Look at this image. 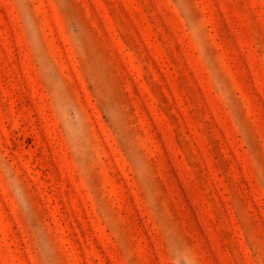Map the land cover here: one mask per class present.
I'll list each match as a JSON object with an SVG mask.
<instances>
[{
  "label": "rangeland",
  "instance_id": "1",
  "mask_svg": "<svg viewBox=\"0 0 264 264\" xmlns=\"http://www.w3.org/2000/svg\"><path fill=\"white\" fill-rule=\"evenodd\" d=\"M0 264H264V0H0Z\"/></svg>",
  "mask_w": 264,
  "mask_h": 264
}]
</instances>
